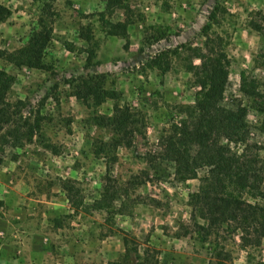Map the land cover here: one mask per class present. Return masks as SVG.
I'll return each mask as SVG.
<instances>
[{"label":"rangeland","instance_id":"1","mask_svg":"<svg viewBox=\"0 0 264 264\" xmlns=\"http://www.w3.org/2000/svg\"><path fill=\"white\" fill-rule=\"evenodd\" d=\"M217 3L227 11L211 31L228 39L231 58L221 104L247 108L249 141L264 157L260 99L241 92L245 72L264 93V0H129L111 16L128 20V38L103 29V0H0L10 12L0 22V70L10 76L0 95V264H215L208 243L184 234L200 181H179L162 155L194 103L193 76L178 59L165 74L147 62L167 48L202 47ZM43 30L51 37L38 67L11 59ZM95 75L117 98L88 107L70 82ZM115 103L139 118L131 147L92 124ZM125 238L141 257L126 256ZM225 244L233 264H264V240L242 249L229 236Z\"/></svg>","mask_w":264,"mask_h":264},{"label":"trees","instance_id":"2","mask_svg":"<svg viewBox=\"0 0 264 264\" xmlns=\"http://www.w3.org/2000/svg\"><path fill=\"white\" fill-rule=\"evenodd\" d=\"M103 2L104 9L98 13V20L105 32L128 38V20L114 21L111 16L117 9L128 10L129 0ZM226 11L220 3L215 5L203 28L202 47L182 44L167 48L147 62L149 69L165 74L171 69L173 59H178L193 76L194 103L185 106L182 111L186 117L174 123L171 133L164 138L162 155L174 163L179 181H200L198 190L189 194L191 228L186 227L184 234L194 233L200 242L208 243L215 264H233L232 252L225 244L229 236L238 237L242 249L258 248L264 240V157L261 148L249 141L247 108L242 103H238L236 109L221 104L231 66L227 52L229 42L225 36L211 30L214 25L221 24L218 14ZM9 13L0 4V22ZM50 37L49 32L41 31L11 59L38 67ZM83 38L91 43L93 37L87 31ZM94 55L91 47L87 61L90 62ZM104 77L73 79L70 82L73 95L88 107L116 99L117 93L103 86ZM241 78V92L260 99L258 111L264 113V93L260 85L251 82L245 72ZM9 81L10 76L0 70V95L7 90ZM91 121L98 127L108 128L115 143L126 147L133 145L139 118L129 105L115 103L112 115L97 112ZM100 151L97 150V154ZM128 243L125 238L126 256L135 251L141 257L138 249L132 250Z\"/></svg>","mask_w":264,"mask_h":264}]
</instances>
